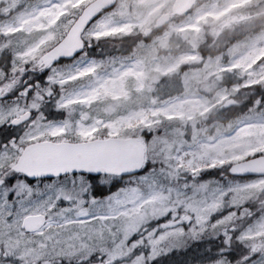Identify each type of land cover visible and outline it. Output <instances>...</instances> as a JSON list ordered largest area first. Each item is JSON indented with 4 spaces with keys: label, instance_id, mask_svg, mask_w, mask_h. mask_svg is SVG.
<instances>
[{
    "label": "snow or ice",
    "instance_id": "6c2138e0",
    "mask_svg": "<svg viewBox=\"0 0 264 264\" xmlns=\"http://www.w3.org/2000/svg\"><path fill=\"white\" fill-rule=\"evenodd\" d=\"M193 261L264 264V0H0V264Z\"/></svg>",
    "mask_w": 264,
    "mask_h": 264
},
{
    "label": "trees",
    "instance_id": "16d2710c",
    "mask_svg": "<svg viewBox=\"0 0 264 264\" xmlns=\"http://www.w3.org/2000/svg\"><path fill=\"white\" fill-rule=\"evenodd\" d=\"M94 48H96L95 53H90V54H100V49L103 48L105 51L110 50V45L109 43L101 42L100 45H94ZM221 170H211L210 172L207 173V175H204V178H208L210 176H219ZM210 243H218V241H214L213 239H205L201 240L195 243H192L190 247L187 250H180L178 253H173L172 258L177 260V261H184V260H189L193 259L198 251H201L202 249L206 248L208 244ZM194 264V261H193Z\"/></svg>",
    "mask_w": 264,
    "mask_h": 264
}]
</instances>
